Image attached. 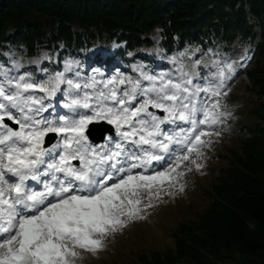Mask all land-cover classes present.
<instances>
[{
    "label": "snow or ice",
    "instance_id": "snow-or-ice-1",
    "mask_svg": "<svg viewBox=\"0 0 264 264\" xmlns=\"http://www.w3.org/2000/svg\"><path fill=\"white\" fill-rule=\"evenodd\" d=\"M213 66V80L203 85L181 65L175 80L141 73L147 87L124 77L93 79L83 88L103 87L83 96L68 79V114L53 119L42 115L51 107L44 100L56 95L63 74L46 84L23 75L0 84V264H76L82 251L102 250L177 186L183 191L180 181L190 165L201 171L203 149L226 116L220 98L231 76ZM101 121L118 139L96 146L91 126ZM50 135L59 142L45 147Z\"/></svg>",
    "mask_w": 264,
    "mask_h": 264
},
{
    "label": "trees",
    "instance_id": "trees-1",
    "mask_svg": "<svg viewBox=\"0 0 264 264\" xmlns=\"http://www.w3.org/2000/svg\"><path fill=\"white\" fill-rule=\"evenodd\" d=\"M245 5L260 27V41L245 53V60L257 61L256 69L244 73L261 98L247 112L250 123L240 127L250 136L231 151L234 161L219 175L201 218L179 224L173 247L151 254L152 262L139 256L140 264H217L236 258L239 264H264V0H0V68L9 78L18 69H45L41 78L65 77L74 67H85L86 75L92 67L111 74L120 67L116 60L122 66L159 60L150 68L169 69L168 61L183 56L195 64L202 56L221 55L220 46L230 64L226 55L234 40L245 45L255 38ZM102 37L108 43L103 48ZM110 44L112 53L101 56ZM202 71L198 68L196 78L201 85L208 77Z\"/></svg>",
    "mask_w": 264,
    "mask_h": 264
},
{
    "label": "rangeland",
    "instance_id": "rangeland-1",
    "mask_svg": "<svg viewBox=\"0 0 264 264\" xmlns=\"http://www.w3.org/2000/svg\"><path fill=\"white\" fill-rule=\"evenodd\" d=\"M247 11V6L245 7ZM249 17V15H248ZM249 23H257L255 19L249 20ZM256 36L253 40V44L245 43V46L240 41H234L232 45V51L227 55L228 59H231L233 68L236 74L228 73L225 67L226 62L223 58V46H220V54L212 53L208 56H202L194 64L189 60L188 56H183L179 60L168 61L172 64L169 69H158L150 68V66L159 63V60L147 61L145 59H137V63H124L123 67H118L115 69L114 73L106 75L105 71L92 67L90 74L86 75L85 67L78 70V68H72L68 70V75L64 77L65 82L61 85L65 89L61 92V99L59 96L55 95L51 98H46L44 103L46 106L51 103L49 100L54 98L59 101L54 104L51 114L48 112L42 113L50 119L55 118V115L63 106L69 101L67 95L69 91V86L66 81L72 79L74 82L80 83L82 88L79 91V95L83 96L85 92L92 94L94 91L99 90L103 87L102 83L96 85V89L83 88L84 84H91L93 79L96 81H106L113 79L114 77L119 79L121 77L130 78L133 81L140 80L143 87L149 86L147 80H143L141 73L152 75V76H165L170 77L173 80L177 79L180 75L179 69L183 65L184 70L190 73L196 74L198 68L203 69L204 75L209 78H213V74L217 72V67L213 66V61L219 63L220 68H224L226 75L231 76L230 79L225 81V91L226 95L220 98L221 110L224 111L229 116H225L223 123L218 126V131L221 133L219 136H212L213 141L210 148L203 149L204 158L201 163L203 168L201 171H196L194 165L192 171L186 172L185 176L182 178L180 183L184 185L183 191H180L178 186L173 190L172 195H165L161 201L157 203L154 208L148 210L147 215L144 219L136 220L127 226L122 232H118L115 236L109 237L104 242V247L102 250L93 254L91 252L82 251L80 253L81 258L77 260L76 264H140L139 256H144L148 261L152 262L151 254L154 252L167 251L171 249L174 245L173 234L177 229L179 224L187 221H198L204 211L210 204V199L213 197V187L219 184V175L223 173L222 170L228 168L231 162L234 161V157L231 151H235L240 147L241 140L248 138L249 133L241 131V124H249L250 120H245L248 118L249 113L260 101L259 95L256 94L257 86L249 76L245 74V71L254 70L257 68V61L255 62V57L251 58L250 61L245 60V53L250 50L254 44H256L259 38V27L254 28ZM102 46V45H101ZM222 48V49H221ZM114 50V44H110L109 48L100 55L103 56L106 53L110 54ZM151 56V53H149ZM201 53L197 50V55ZM118 61V60H116ZM161 61V60H160ZM248 61L247 63H245ZM118 64L120 65L121 63ZM113 65V63H111ZM138 65V68L136 66ZM260 65V63H259ZM149 66V68H145ZM25 70V69H24ZM19 74L12 75L11 79H19L21 75L26 76L31 82L38 84H46L49 80L54 79L58 73L48 74L49 77L41 78V75L47 72L45 69L41 72L37 69L35 71H21L18 69ZM5 74V70L0 71V75ZM2 84L6 79H10L8 75H3ZM208 77L204 79V83L207 81ZM218 80V78H217ZM197 82V81H195ZM218 82V81H216ZM128 85H121L120 88L123 89ZM75 95L76 90H72ZM31 94L42 97L45 94L39 91L32 92ZM203 95V94H202ZM230 98V100H228ZM61 104V105H60ZM60 105V106H58ZM50 108V107H49ZM152 111H157L155 109H150ZM233 110V113L231 111ZM61 114H66L61 110ZM81 111H84L81 109ZM158 114H161L158 112ZM18 126L16 125V128ZM166 128H171V125L165 126ZM59 142V141H58ZM74 164H78V161H73ZM39 187V186H37ZM177 264H186L185 262H180ZM217 264H239V261L234 259H228L225 262H217Z\"/></svg>",
    "mask_w": 264,
    "mask_h": 264
},
{
    "label": "water",
    "instance_id": "water-1",
    "mask_svg": "<svg viewBox=\"0 0 264 264\" xmlns=\"http://www.w3.org/2000/svg\"><path fill=\"white\" fill-rule=\"evenodd\" d=\"M91 128L92 131H91L90 140L93 143H98L100 141H103L106 133L113 134L112 127L104 122L95 123L94 125L91 126ZM54 139H55V135H50L48 138H46L45 146L50 145L54 141Z\"/></svg>",
    "mask_w": 264,
    "mask_h": 264
}]
</instances>
